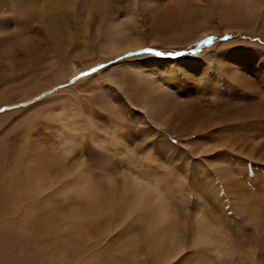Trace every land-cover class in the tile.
Masks as SVG:
<instances>
[{"label": "rangeland", "instance_id": "obj_1", "mask_svg": "<svg viewBox=\"0 0 264 264\" xmlns=\"http://www.w3.org/2000/svg\"><path fill=\"white\" fill-rule=\"evenodd\" d=\"M24 1L0 0V263L45 264L40 255L48 243L71 251L59 257L54 251V259L64 264L75 257L83 264H160L147 250L152 240L164 238L182 244L180 254L166 263L177 264L191 249H209L216 237L227 253H207L214 264L244 258L246 264H264V0H254L258 8L247 9L244 17H235L232 11L240 10L231 2L157 0L170 7L185 1L197 15L198 22L193 18L185 26L169 22L175 27L170 32H164L157 12L141 11L142 0H29L30 11ZM54 2L59 11L45 10ZM130 13L143 39L136 33L131 37L146 46L115 56L106 31ZM211 26L217 29L203 35ZM196 34L198 39L189 42ZM208 37L211 43L204 44ZM236 52L255 58L246 67L237 62ZM130 53L142 57L140 72L133 66L137 63L125 61ZM198 54L196 62L209 78L178 67L173 88L168 77L176 66L171 64L164 69L167 78L154 75V84L146 88L138 81L149 59L157 65L184 57L192 61ZM120 63V69L107 71ZM129 71H134L135 88L125 82ZM135 89L152 90L161 101L173 93L172 100L191 105L192 113L183 109L177 116L158 113L146 119ZM256 106L259 113L253 116L246 107ZM236 115L243 120L235 121ZM132 182L149 187L154 206L161 201L178 228L158 221L151 205L124 214L118 201ZM85 188L89 196L82 209L79 197L86 193L79 196V191ZM45 216L60 219L62 240ZM199 221L213 233L207 248L192 244ZM39 227L45 230L38 232Z\"/></svg>", "mask_w": 264, "mask_h": 264}, {"label": "bare ground", "instance_id": "obj_2", "mask_svg": "<svg viewBox=\"0 0 264 264\" xmlns=\"http://www.w3.org/2000/svg\"><path fill=\"white\" fill-rule=\"evenodd\" d=\"M71 2H73V0H70ZM204 1V0H203ZM213 1H216V0H213ZM217 1H219V2H221V3H228V2H231V4H232V7L234 8V9H239L240 11H232L233 12V14L235 15V17H236V15H238V16H242V17H244L245 16V13H246V10H247V1L246 0H217ZM81 2V1H80ZM113 2H114V0H113ZM158 1L157 0H142V2H140V3H142V5L140 6L141 7V11L143 12V11H145V14H146V12H147V14H149L150 16H152V15H155L156 14V12L160 15V17L162 18V20L165 22V24H166V29L164 30V32H166V31H169V30H174L175 29V27H174V23H176V24H178V23H181L182 24V26H185V25H187L193 18H194V9H193V7L192 6H190L189 4H187V2H185V1H181V2H178V1H175V2H173V4L174 5H172V7H170V6H167V4H160V5H157L156 3H157ZM200 2H202L201 0H200ZM95 3H97V0L95 1ZM117 3V2H116ZM22 4L27 8V9H29V11H30V8H29V6L31 7V5L33 4V2L32 1H30L29 2V0H26V1H24V2H22ZM49 4V3H48ZM215 4V3H214ZM222 5V4H221ZM224 5V4H223ZM222 5V6H223ZM227 5V4H226ZM33 7V6H32ZM38 7H39V5L38 6H34L33 7V10H37L38 9ZM221 7V6H220ZM224 7V6H223ZM142 8H145V10H142ZM232 8V9H233ZM59 9H60V7H59V5L57 4V3H55L54 2V4H53V7H52V5H51V3L45 8V10H47V11H49V10H55L54 12H57V10L59 11ZM231 9V10H232ZM45 13V12H44ZM197 14V13H196ZM103 16V15H102ZM125 16V15H124ZM195 16H197V15H195ZM199 17H200V15H199ZM199 17H196V18H199ZM239 17V18H240ZM122 18V17H121ZM194 20H195V22H198L195 18H194ZM171 21H173L174 23H171V24H169V22H171ZM198 24V23H197ZM196 24V25H197ZM200 24V23H199ZM111 25V27H108V28H110V30L107 28V30H109V31H106L107 32V37H109V38H106V42L107 43H109L110 42V44H111V47L109 48L110 49V51L111 52H113V54H116L115 56H119L120 54H123V53H126V52H128V51H133V50H138V49H141V48H143V46H146V44L144 43V44H142V42H141V40H139V41H136V40H134L131 36H134V33H136V35H139L140 36V34H138L137 32H135L136 30H137V21H136V16L132 13H130V14H127L125 17H124V19H121V21H118V22H113L112 24H110ZM171 27H172V29H171ZM163 27H161V29H162ZM217 28H215V27H213V26H211L209 29H208V31L207 32H203V35L204 34H208V33H211V32H209V31H213V30H216ZM137 31H139V30H137ZM109 32V33H108ZM170 32V31H169ZM197 35L198 34H196V35H194V36H192V38L190 39V41L189 42H195L197 39H198V37H197ZM105 36V37H106ZM141 37V36H140ZM142 38V37H141ZM143 39V38H142ZM181 46H178V48H174V49H179ZM164 48V47H163ZM168 48V47H167ZM201 55L203 54V52L202 53H200ZM200 54H198L197 55V57H196V59L195 60H192V61H189V59H194V58H192V57H184V60H181V58H179V59H177V60H161V61H159L160 63L159 64H155V63H157L158 61L157 60H155L153 57H151V58H153V59H149V62L148 63H146L147 64V67H143V69H142V75H144V77H143V79H141V80H138L139 81V83L141 84V86L142 87H145L146 88V86L147 85H149V84H154L152 81H151V79H150V77L151 78H153V76L154 75H161V76H165V72H164V69H167L168 67H171V66H169V65H171V64H174L176 67L174 68V72L172 71V70H169L170 71V75H171V77H168V83H170L171 85H173L172 87L174 88V86H175V83H174V79H177L178 78V76L179 75H177V68L179 67V68H183V70H185L186 71V73L185 74H191L192 76H199V75H201V76H203V77H205V76H208V74L206 75L205 73H203L204 71H205V69H203V66L201 65L200 66V64L199 63H197L196 62V60L199 58V55ZM200 55V56H201ZM255 55V54H254ZM254 55L252 54V53H244V52H236L235 53V59L237 60V62H239V63H241V62H243L244 61V64H245V66L247 67L248 65H249V63L248 62H250L251 63V59L252 58H255L254 57ZM148 56V55H147ZM129 59H126L125 61H127V62H130L131 64H136L137 62H138V60L139 59H141L142 57H140V56H138V57H132L131 55L128 57ZM147 59V58H146ZM137 60V61H136ZM261 60V59H260ZM157 61V62H156ZM253 61L257 64V61L255 60V59H253ZM106 62H108V59L106 60ZM199 62V61H198ZM225 62V61H224ZM238 63V64H239ZM247 63H248V65H247ZM253 63V62H252ZM138 64V66L136 67V65H133L134 66V68L135 69H137L139 72H140V68H141V66H144V65H142V64H140V63H137ZM143 64H145V63H143ZM254 64V63H253ZM125 65V64H124ZM121 66H123V63H120V64H116L115 66H113V67H111V68H109L107 71H115V70H117V69H120V67ZM152 66V67H151ZM261 66V65H260ZM110 67V66H109ZM166 67V68H165ZM108 68V67H107ZM106 68V69H107ZM170 69V68H169ZM248 69V68H247ZM161 72V73H160ZM163 72V73H162ZM206 72V71H205ZM127 73V74H126ZM123 76L124 77H126V83L129 85V86H133V88H135V79L133 78V76H134V71H129V72H126ZM207 73V72H206ZM176 74V75H175ZM182 74H184V73H182ZM163 76V77H164ZM166 77V76H165ZM180 77H181V75H180ZM132 78H133V80H132ZM167 78V77H166ZM165 78V79H166ZM208 78H209V76H208ZM164 79V80H165ZM60 80V82H61V79H59ZM165 81H167V79L165 80ZM142 82H143V84H142ZM164 82V81H163ZM223 82V81H222ZM59 83V81H57V83L56 84H58ZM161 83V82H160ZM60 84V83H59ZM134 84V85H133ZM53 84H51V86H52ZM188 85V84H187ZM166 86H167V84H166ZM49 87V86H48ZM48 87H47V89H48ZM138 87H140V86H138ZM154 87H156V86H154ZM168 87H170V85L168 86ZM178 87V86H177ZM144 88V89H145ZM160 88V87H159ZM165 88V87H164ZM181 88V87H180ZM152 89V88H151ZM153 89H155V88H153ZM152 89V90H153ZM132 90H134V89H132ZM135 90H138V89H135ZM146 90V89H145ZM144 90V91H145ZM147 91V92H143V90L142 91H140V90H138L139 91V96H140V98L139 99H142V101H141V112H142V115H143V117H145L146 119H156V117H158V113L161 115V116H164V117H168L169 115H174V116H177L178 115V111H181V110H183V109H185V111H188V113L189 114H191L192 112H190V111H192L191 109H192V107H191V105H184V103H178V100H176L175 99V96H174V100H172V92H170V93H172V94H169V92L167 93L168 95H171V97L169 98V99H167V100H164V101H161L160 99H159V97H160V95H158L157 93H154L153 91ZM161 90V89H160ZM167 90V89H166ZM181 90V89H180ZM164 91V90H163ZM161 92L160 94H165L164 92ZM169 91H170V89H169ZM156 92H157V90H156ZM178 92V91H177ZM189 93V92H188ZM187 93V94H188ZM37 94H39V93H37ZM181 94V93H180ZM175 95V94H174ZM148 97H151V98H148ZM183 97V96H182ZM178 99V98H177ZM180 101L179 102H181V99H179ZM250 102V101H249ZM261 102V101H260ZM186 104V103H185ZM257 104V103H256ZM263 105H264V103H262ZM261 104V105H262ZM249 106V105H248ZM188 107H191V109L190 108H188ZM262 107H264V106H262ZM194 108V107H193ZM247 108V111L249 112V113H252L253 114V116L254 115H256V114H258L259 113V110H258V108H257V106L256 107H246ZM33 111V110H32ZM196 111V110H195ZM264 112V111H263ZM196 113V112H195ZM132 114V113H131ZM141 115V116H142ZM196 115V114H195ZM240 115H242V114H240ZM240 115L239 116H237V118H235L234 120L236 121V120H240L238 117H240ZM246 115V114H245ZM249 115V114H248ZM132 116V115H131ZM138 116V115H137ZM247 116V115H246ZM244 117V116H243ZM245 118V117H244ZM126 120V119H125ZM199 120V119H198ZM241 120H243V119H241ZM249 120V119H248ZM193 121V120H192ZM204 123V122H203ZM176 124V120H174V123L172 124V125H175ZM214 124V123H213ZM189 125V124H188ZM230 126V125H229ZM236 127V126H235ZM237 129V128H236ZM201 130V129H200ZM238 130V129H237ZM246 132L247 131H249V130H246V129H244ZM237 132H239V131H237ZM244 133V132H243ZM230 134V133H229ZM240 134V133H239ZM232 135V134H231ZM232 137V136H231ZM230 137V138H231ZM238 137H239V135H238ZM229 139V138H228ZM234 141V140H233ZM229 142V141H228ZM120 143V142H119ZM200 144V143H199ZM203 144V143H202ZM202 144H200V145H202ZM244 145V144H243ZM248 145V144H247ZM202 146H205V144H203ZM238 146V145H237ZM206 152V151H205ZM147 162V161H146ZM148 165V164H147ZM140 167V166H139ZM138 167V168H139ZM147 170V169H146ZM202 170V169H201ZM124 172V171H123ZM145 173H146V171H144ZM140 173V172H139ZM147 174V173H146ZM14 177V176H13ZM146 177V176H145ZM132 177L130 176V179H131ZM135 179H137V177H134V179H132V180H135ZM138 179H140L139 177H138ZM143 179H145L144 177H143ZM169 179V178H168ZM211 179V178H210ZM176 180V179H175ZM230 180V179H229ZM85 181V180H84ZM143 181V180H142ZM77 182V181H76ZM144 182H145V180H144ZM173 182V181H172ZM143 183V182H142ZM174 184H175V181L173 182ZM260 183V182H259ZM174 184H172L173 186H174ZM181 184V183H180ZM216 184V183H215ZM86 185H88V183H87V181H86ZM210 185V184H209ZM214 185V184H213ZM87 187V186H86ZM88 187H90V186H88ZM81 187H79V189H80ZM87 189H89V188H85V189H81V190H83L82 192L81 191H79V196L81 195V194H84V193H86V191H84V190H87ZM173 189V188H172ZM175 189V188H174ZM154 191V190H153ZM89 193V192H88ZM151 193H152V191L149 189V187H141V186H139V185H137L135 182H132V183H130V184H128V186H127V188H126V190H124L123 192H122V197L119 199V201L118 202H121V206H123V208H124V210H123V213L125 214H133L135 211H137V209H140V208H142V206H144V205H151V212L152 211H154V212H152L153 213V215L157 218V220L158 221H160L161 222V220H169L168 218H167V215L169 214V213H167V211H166V209L164 208V204L161 202V201H159V203H158V205L157 206H154V204H153V200L151 201ZM214 195V194H213ZM20 196V195H19ZM88 196L89 195H87V193L85 194V195H83V196H81V197H79L80 199H81V203H82V209L84 208V205H83V203L85 202V201H87L88 200ZM218 198V197H217ZM21 199H22V197H21ZM105 199V198H104ZM116 199V198H115ZM111 201H113V198H111ZM110 201V202H111ZM221 201V200H220ZM67 202V201H66ZM105 202V201H104ZM107 202H109V201H107ZM252 203V202H251ZM71 204V203H70ZM109 204V203H108ZM81 205V204H80ZM109 205H111V204H109ZM116 205V204H115ZM114 205V206H115ZM118 206H120V204L118 205ZM219 206V205H218ZM66 207H69V205L67 206L66 205ZM71 207V206H70ZM69 207V208H70ZM112 207H113V205H112ZM109 208H110V206H109ZM109 208H108V210H109ZM244 208V207H243ZM258 208V207H257ZM71 209H73V208H71ZM78 209V208H77ZM119 208H117L116 210H118ZM249 209V208H248ZM79 210H80V208H79ZM115 210V211H116ZM19 211V210H18ZM148 211V210H147ZM201 211V210H200ZM23 212V211H22ZM204 212V211H203ZM67 212H65V214H66ZM73 213H74V210H73ZM78 213V212H77ZM86 213V212H85ZM146 213H148V212H146ZM151 213V214H152ZM256 213H257V211H256ZM74 214H76V213H74ZM136 214V213H135ZM69 215V214H68ZM102 215V214H101ZM107 215V214H106ZM109 215V214H108ZM144 215H145V213H144ZM148 215V214H147ZM201 215V214H200ZM86 216V215H85ZM90 216V215H89ZM123 215L121 214V217H122ZM45 217H47L48 218V221L47 222H51V226L52 227H54V229H53V231H52V234H56L57 236L59 235V234H63L62 233V231L64 230V229H62V224H61V221H60V219L59 218H54V217H50V216H45ZM44 217V218H45ZM123 217H125V216H123ZM146 217H148V216H143V217H141V218H143V219H146ZM152 217V216H151ZM259 217V216H258ZM71 218V217H70ZM86 218V217H85ZM88 218V217H87ZM136 218V217H135ZM134 218V219H135ZM62 219V218H61ZM72 219H74L73 217H72ZM79 219V218H78ZM149 219H151L150 217H149ZM153 219H154V217H153ZM197 219V218H196ZM200 219H201V217H200ZM68 220V219H67ZM136 220V219H135ZM201 220H203V219H201ZM206 220V219H205ZM42 221V220H41ZM58 221V222H57ZM63 221H65V220H63ZM63 221H62V223H63ZM71 222V220L69 219L68 221H66V222ZM136 221H139V220H136ZM142 221H144V220H142ZM148 221V220H147ZM150 221V220H149ZM148 221V222H149ZM155 221V220H154ZM152 219H151V223H153L154 222ZM170 221V220H169ZM196 221H198V220H196ZM207 221V220H206ZM43 222V221H42ZM79 222V221H78ZM125 222V221H124ZM137 223H139V222H137ZM142 223H144V222H142ZM146 223V222H145ZM156 223H158V222H156ZM176 222L175 221H170V222H167L166 223V227H170V226H172L173 225V227H175V226H177L176 224H175ZM201 222L199 221L198 223H197V225H199V226H197L196 227V233H195V236H194V238H193V241H192V244H193V242H194V245H195V243L198 245H200V244H205V246H206V248H207V246L209 245H207V242L208 241H210L209 240V237H211V239L213 238L212 237V235H213V233L211 234L210 232L211 231H209V229H207V228H204L203 226H205V225H203V222H202V224H200ZM255 223V222H254ZM69 224V223H68ZM79 224H81V223H79ZM59 225H60V227H59ZM75 225H78L77 224V222H76V224ZM147 225H148V223H147ZM150 225V224H149ZM152 225V224H151ZM155 225V224H154ZM260 225H261V231H262V229H263V233H264V220H261V222H260ZM179 226V225H178ZM178 226H177V228H178ZM208 227H211V226H209V224L207 225ZM258 226V225H257ZM66 227V226H65ZM64 227V228H65ZM86 227V226H85ZM152 227V226H151ZM154 227H156V225L154 226ZM255 227V226H254ZM259 227V226H258ZM69 228V227H68ZM147 228H149V226L147 227ZM60 229L62 230V231H60ZM151 229V228H150ZM170 229H172V228H170ZM211 229V228H210ZM43 230H45V228H42V227H39L38 228V232H42ZM74 230V229H73ZM148 230V229H147ZM146 229H145V232L147 231ZM165 230L166 229H160V233H164L165 232ZM175 230H177L176 228H175ZM194 230V231H195ZM207 230H208V232L211 234H209L208 235V232H207ZM97 231V230H96ZM193 231V232H194ZM147 232H149V230L147 231ZM154 232V231H153ZM72 234H74L73 232H71ZM81 233V232H80ZM242 233V232H241ZM258 233V232H257ZM70 234V233H69ZM93 234V233H92ZM147 234H149V233H147ZM38 235L39 236H48L47 234H43V233H38ZM71 235V234H70ZM83 235V234H82ZM57 236H56V238H57ZM63 236V235H62ZM100 236V235H99ZM44 237V238H45ZM52 237H54V235L52 236ZM59 237V236H58ZM73 237V236H72ZM76 237H78V236H76ZM81 237V236H80ZM60 238V237H59ZM59 238H57V239H59ZM100 238V237H99ZM215 238V240H217V241H215V242H213L212 243V246L211 247H209V249H207V250H204V252H196V250L195 249H191L192 251H191V254L188 256V257H184V259H182L181 261H179L177 264H214L213 262H212V260H211V256H208V254L207 253H217L218 255H224V254H226L227 252V248L226 249H219V245L217 244V242H218V239L216 238V237H214ZM262 238V237H261ZM39 239V238H38ZM61 240H62V237L60 238ZM124 239V238H123ZM34 240V239H33ZM54 240V239H53ZM60 240V241H61ZM63 240H64V238H63ZM71 240H75V238L74 239H72L71 238ZM77 240V239H76ZM75 240V241H76ZM95 240V239H94ZM256 240V239H255ZM59 241V240H58ZM69 241V240H68ZM75 241H72L73 243L75 242ZM80 241V240H79ZM246 241V240H245ZM55 242V241H54ZM57 242V241H56ZM71 242V241H70ZM97 242H98V240H97ZM99 242H100V240H99ZM118 242V241H117ZM36 243H37V241H36ZM58 244L60 243V242H57ZM62 243V242H61ZM65 243H67L66 242V240H65ZM69 243V242H68ZM94 243V242H93ZM254 243V242H253ZM46 244V243H45ZM57 244V245H58ZM75 244V243H74ZM97 244V243H96ZM99 244V243H98ZM119 244V243H118ZM218 246H217V245ZM258 243H255V245H257ZM56 245V246H57ZM198 245V246H199ZM39 246V245H38ZM59 246V245H58ZM62 247H59V248H57V247H53L52 245L50 246L48 243H47V245H45L42 249H43V252H42V255H40V256H42V258L43 259H45L44 261H45V264H64V262L63 261H61V260H59V258H56V259H54V255H53V253H55L54 251H56L57 253H59L58 254V257L59 256H61V255H63L66 251V253H68L69 255H70V253H71V251H70V253L68 252V250H67V248H66V246L64 247L63 245H61ZM74 246V245H73ZM258 246H260V244L258 245ZM116 247V246H115ZM226 247V246H225ZM224 247V248H225ZM245 247V246H244ZM262 247H263V245H262ZM36 248H37V246H36ZM77 248H79L78 246H77ZM128 248V247H127ZM57 249H59V250H57ZM94 249V248H93ZM183 249V246H182V244H180L179 242H167L164 238H157V239H154V240H152V243L151 244H149L148 245V250H147V253H148V255L154 260V263H160V264H166V263H169L170 261H171V259L172 258H174V257H177L179 254H180V251ZM219 249V250H218ZM255 249V248H254ZM256 249H259V247H257ZM262 249V248H261ZM36 250V249H35ZM71 250H73V248L71 249ZM76 251V250H75ZM78 251V250H77ZM224 253H222V252ZM103 252V251H102ZM116 252H117V250H116ZM121 252H123V251H121ZM73 253V255H79L78 253H74V252H72ZM146 253V254H147ZM112 254V253H111ZM127 254V253H126ZM244 254V253H243ZM254 254V253H253ZM256 254V253H255ZM72 255V256H73ZM96 255V254H95ZM240 255V254H239ZM129 256V255H128ZM227 256V255H226ZM234 256V255H233ZM244 256V255H243ZM256 256V255H255ZM2 257V256H1ZM36 257V256H35ZM90 257V256H89ZM135 257V256H134ZM61 258V257H60ZM63 258V257H62ZM72 258V257H71ZM230 258V257H229ZM228 258V259H229ZM118 259H120V258H118ZM227 259V260H228ZM110 260V259H109ZM123 261H125L124 259H122ZM232 260V259H231ZM244 260H246L245 258L242 260V261H236L235 262V264H246V263H244L243 261ZM40 261H42V260H40ZM39 261V262H40ZM222 261V260H221ZM254 261V260H253ZM38 262V263H39ZM249 262V261H248ZM230 263V262H229ZM228 263V264H229ZM262 263V262H261ZM1 264V263H0ZM41 264V263H40ZM66 264H83V261H81V260H79V258H77V257H75V258H72V262L70 263V262H68L67 261V263ZM85 264V263H84Z\"/></svg>", "mask_w": 264, "mask_h": 264}, {"label": "snow or ice", "instance_id": "obj_3", "mask_svg": "<svg viewBox=\"0 0 264 264\" xmlns=\"http://www.w3.org/2000/svg\"><path fill=\"white\" fill-rule=\"evenodd\" d=\"M212 39H213L212 37H208V39L205 40V41H203V43H204V44H209V43H211ZM144 51H145V52H149V51H151V50H149V49H145ZM129 55H132V54L130 53ZM156 55H161V53L157 52ZM172 55H180V53H179V52H177V53H172ZM101 67H103V66H101ZM92 71L95 72L96 69H92ZM81 75L84 76V75H88V74H87V73H82Z\"/></svg>", "mask_w": 264, "mask_h": 264}, {"label": "crops", "instance_id": "obj_4", "mask_svg": "<svg viewBox=\"0 0 264 264\" xmlns=\"http://www.w3.org/2000/svg\"><path fill=\"white\" fill-rule=\"evenodd\" d=\"M247 1V9L254 13V11L258 8V5L255 4L254 0H246Z\"/></svg>", "mask_w": 264, "mask_h": 264}]
</instances>
